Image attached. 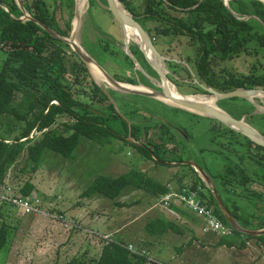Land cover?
<instances>
[{
	"label": "trees",
	"instance_id": "obj_1",
	"mask_svg": "<svg viewBox=\"0 0 264 264\" xmlns=\"http://www.w3.org/2000/svg\"><path fill=\"white\" fill-rule=\"evenodd\" d=\"M98 1L107 6L105 0ZM118 1L144 29L161 55L163 41H168L173 47L176 44L196 47L193 64L195 76L188 72L190 78L197 79V83L192 84L193 94H205L203 86L221 93L236 89L264 90V3L261 1L229 0L228 6L223 0ZM19 2L24 12L16 0H0V49L6 52L0 64V188L9 170L20 160L23 161L22 172L35 173L45 150L71 158L81 138L98 144L110 138L121 139L135 146L141 159L152 160L156 165L173 167L178 171L164 183L136 167L114 176L98 174L83 189L81 197L100 196L115 201L129 191L142 190L157 201L168 192L169 186L175 189L189 188L197 191L199 198L218 220L231 229L229 236H217L215 246L244 249L249 241H254L255 245L264 249V234L254 236L234 230L220 211L212 190L191 165L183 163L191 160L204 171L226 209L243 230H261L264 229V195L254 185L264 188V147L237 134L249 144L247 149L250 148L253 154L241 155L235 150V156H232V151L226 148H200L198 154L208 153L215 157L213 160H206L204 155L199 157L188 140L203 137L214 142L225 135L232 138L235 132L215 119L197 116L163 103L160 104L173 119L159 122L160 136L156 138L157 141H147L149 126L128 124L115 111L107 94L94 82L85 64L69 45L48 34L38 24L51 29L61 38H68L72 30L75 0ZM89 3L93 5L94 0H89ZM233 13L247 19L240 20ZM23 17L26 19L22 20ZM105 45L104 50H108L109 44ZM129 49L145 72L149 68V73L156 76L139 48L132 44ZM122 54L125 69H132V60L123 51ZM178 54L182 57H179L181 61L190 63V56L183 58L181 50ZM236 58L242 59L248 67L243 73H235L228 65ZM169 62L183 67L176 61ZM140 76L146 81L145 76ZM115 80L138 84L127 75L115 76ZM176 86L179 91L180 86ZM18 95L21 97L19 102L16 100ZM233 100L237 98L227 99L229 102ZM222 101L225 102H216L220 105ZM244 103L245 109L239 113L229 112L230 115L239 120L242 114L254 111L252 104ZM95 106L99 108L95 109ZM103 106L104 110L100 108ZM61 116H66L70 121L64 122L60 130L54 125ZM255 117L250 116L249 119ZM258 118L263 119L264 115ZM193 125L198 126L194 135ZM259 131L264 135V127ZM128 137L135 141L130 142ZM234 143L237 144V141ZM168 145L171 146L169 151L176 156L175 160L168 161L160 155L163 147ZM216 156L223 157V160L217 161L219 158ZM183 169L188 170L184 175L180 174ZM33 190L34 185L26 183L21 187V197H28ZM246 198L251 199L249 205L244 203ZM0 204L19 210L7 202ZM174 209L179 219H191L195 226L200 225V221L181 206ZM178 221L161 213L146 218L144 229L147 235L155 239L171 233H194L192 228ZM8 235L6 225L1 224L0 253L4 251ZM109 236L93 263L73 259L62 264H145L143 257L132 254L124 247L129 242ZM153 243L155 241L148 240L138 243L139 247L131 245L139 250H147ZM191 243L190 240L188 245ZM177 251L181 252L182 248H177Z\"/></svg>",
	"mask_w": 264,
	"mask_h": 264
},
{
	"label": "rangeland",
	"instance_id": "obj_2",
	"mask_svg": "<svg viewBox=\"0 0 264 264\" xmlns=\"http://www.w3.org/2000/svg\"><path fill=\"white\" fill-rule=\"evenodd\" d=\"M82 1V7H78L79 18H73L72 20L73 25L70 36L73 34L74 41L112 78L127 75L134 78L139 86L153 90H159V87L165 81L174 86L177 91L176 84H178L180 86L178 92L183 95L212 96L204 89L207 88L204 86L202 89L206 92L205 94H193L192 84L197 83V79L190 78L188 72L191 76H195L193 64L196 47L179 46L178 44L173 47L168 41H163V46L161 45L160 48L163 52L162 55L166 58L163 69L164 76L160 78L157 73L156 76H153L149 73V68H146L148 72L146 73L156 79V81H150L138 70V66L134 63L132 69H125L122 54V51L124 52L125 35H123L124 33H122L112 14L109 13L110 11H107L108 6L98 0L97 2L94 0L93 5H90L89 0H77L78 6L79 2L82 3ZM228 1L223 0L224 3L227 2L226 6H228ZM119 5L124 11H127L120 2ZM235 16L240 20L247 19V17ZM21 19L25 20L26 18ZM70 36L66 40H69ZM57 39L63 40L69 45L64 41V38ZM105 43L109 44L108 50H104ZM132 44L135 43L130 40L128 46ZM69 47L72 50L70 45ZM180 50L183 58L186 59V56H190L189 64L180 60L182 58L178 54ZM5 55L6 52L0 49V64ZM169 61H176L178 65H183V67L171 65ZM228 65L236 71L235 73H243L248 68L242 59L237 58L228 62ZM86 68L94 82L107 94L115 111L128 124L148 125L150 130L147 141L156 142V138L160 136L159 122L173 119L160 103L168 107H179L167 104L160 98L155 99L117 90L103 76L100 77L101 80L94 78L90 65L89 68L87 66ZM141 68L143 69V67ZM139 73L145 76L146 81ZM20 98L19 95L16 97L17 102L20 101ZM235 98L237 100L232 102L221 99L225 102L222 101L220 105L215 102V105L232 117L230 113L241 112L242 109L246 108L244 101L249 102L253 105L254 111L242 114L239 120L242 119L252 130L264 136L259 131L260 128L264 127V121L262 122L264 118H258L264 115V97L251 94L246 98ZM97 108L99 107L95 106V109ZM100 108L105 109L104 106ZM193 114L213 119L209 116ZM250 116L256 117L249 119ZM68 121L70 119L66 116H61L57 119L54 127L61 130L63 128L62 124ZM191 127L195 130L192 131L194 135L198 131L195 127L198 126L193 125ZM231 130L235 132L232 138L225 135V137L221 136L216 138L214 142H210L208 139L198 137L188 140V144L191 145L194 153L199 157L204 155L198 154L200 148L213 150L226 148L232 151V156H235V150H238L241 155L253 154L250 152V148L247 149L249 144L242 137L237 136L241 133L234 129ZM128 140L130 142L135 141L131 137H128ZM236 141L238 145L234 143ZM139 142H143V140ZM170 148V145L164 146V150L160 151V155L168 161L176 159V156L169 151ZM137 153L135 146L121 139L110 138L109 141L98 144L81 138L71 158H64L52 151L45 150L40 167L35 173L22 172L23 161L20 160L9 170L4 185L0 188V193L21 196V187L30 182L34 185V190L28 196L31 200L32 210L29 213L22 210L23 213H21L6 204H0V226L1 224L6 225L9 231L4 251L0 253V264H62L73 259L93 263L98 258L101 248L105 245V238H110L107 233L113 239L122 238L126 243L129 242L136 247H139L138 243L147 242L148 240L155 241L152 246L148 247L147 251L150 252L156 262L162 264H264V251L255 245L254 241H249L244 249L217 247L215 246L217 236L212 234L202 235L200 225L195 226L191 219L181 221L179 217L168 213L166 215L169 218L180 220L179 223L184 222L182 224L192 228L194 233L189 231L181 235L171 233L160 239L150 237L144 229L146 218L161 214L164 210L159 209L155 199L145 191H129L115 201L100 196L81 197L83 189L98 174L104 173L114 176L136 167L153 179L164 183L173 173L178 171L173 167L156 165L152 160H143ZM184 156H186V153ZM204 156L206 160H213L215 157L208 153H205ZM216 157L219 158L217 161L223 160V157ZM190 162L193 161L190 160ZM187 172L188 170L183 169L180 174L184 175ZM186 180H188V177H186ZM254 188L262 190L264 195V188L257 185H254ZM249 200L251 199H244V203L249 205ZM227 203L230 204L229 201ZM117 204H124V206ZM53 214L62 216V222L61 220H54ZM102 233L104 234L102 235ZM190 240L192 243L188 245ZM180 247L182 251L178 252L177 248ZM158 250L161 251L156 254Z\"/></svg>",
	"mask_w": 264,
	"mask_h": 264
},
{
	"label": "water",
	"instance_id": "obj_3",
	"mask_svg": "<svg viewBox=\"0 0 264 264\" xmlns=\"http://www.w3.org/2000/svg\"><path fill=\"white\" fill-rule=\"evenodd\" d=\"M259 1L264 3L263 0H259ZM16 2L18 4L19 8L24 12V8L20 4L19 0H16ZM106 2H107L108 10L110 11V13L112 14V16L114 17V19L116 20V22L119 24L120 27H122L124 24H127V25H130L132 28L136 29L138 36H139V39H140V42H141V46H139L135 42L134 43L138 46L139 50L142 52L146 62L153 68V70L158 74V76L160 78H163L164 75L162 73H160L156 69V67L151 63L150 55H151L154 62H160L163 65H164V61L166 60V58L158 52V50L153 45V43H152L151 39L149 38V36L147 35V33L140 26V24H138V22H136L133 19L132 15L129 14L127 11H125V12H127L126 14L124 13V10L120 7L119 2L117 0H106ZM224 4L227 5V2H225ZM25 17L27 19H29V17L26 14H25ZM75 17L79 18V11H78L77 5H76V9H75ZM19 20H21V19H19ZM38 24L45 31H47L48 34H50L51 36H53L55 38H60L51 29L45 27L44 25H41L40 23H38ZM64 41L69 43V45L71 46V48L75 52V54L80 58V60L88 68H89V65H91V64L96 66L98 68V70L101 72L102 76L105 78V80L109 84L114 86L117 90L129 93V94L141 95V96L151 97V98H155V99H159L160 97L166 98L167 93L162 86L159 87V86L155 85L156 87H159V90H153V89H147V88H146V90H141V89L136 88V87H139V85H131V84L121 83V82L115 80L114 78H112L102 67H100L94 61V59L91 56L86 54L83 51V49L74 41V35L73 34L70 36L69 40H66V38H64ZM128 45H129V41L125 37L124 52L126 53V55L132 60V62L135 65L138 66V70L141 73H143L150 81H153V80L156 81V79L149 76L141 68L140 64L138 63V61L135 59V57L131 53ZM125 85H129V86L134 87V88H131V87H128ZM204 89L207 92L212 94L213 100L215 102L217 100L231 99V98H235V97L246 98L247 96H249L251 94H256V92L260 93V94H264V90L236 89V90L231 91V92L221 93V92L215 91V90L210 89V88H204ZM171 99L175 104H177V107H179L180 109H183V110L188 111V112H193V113L201 114L204 116L212 117L213 119L221 122L223 125L240 132L241 134H243L245 137H247L249 140H251L255 144L264 147V136H261L260 134H258L254 130H252L248 125H246L242 121V119L236 120V119L230 117L229 115L225 114L219 108L218 109L221 112H216V111H213L212 109L208 108L207 106H205L203 104H194V103L191 104V103H187V102H184L182 100L175 99V98H171ZM183 163L191 165L199 173V175L201 176V178L205 182V184L212 190V193L215 197V200L218 204L220 211L222 212V214L224 215V217L226 218V220L228 221V223L231 225V227L234 230L239 231V232L248 233V234H251L254 236L264 234V229L254 230V231L243 230L237 224V222L234 220V218L231 216V214L228 212V210L226 209V207L223 204L222 200L220 199L216 189L212 186V183H211L209 177L204 173V171L197 164H195L193 162L184 161Z\"/></svg>",
	"mask_w": 264,
	"mask_h": 264
},
{
	"label": "built area",
	"instance_id": "obj_4",
	"mask_svg": "<svg viewBox=\"0 0 264 264\" xmlns=\"http://www.w3.org/2000/svg\"><path fill=\"white\" fill-rule=\"evenodd\" d=\"M7 202L18 207L19 211L29 213L32 209L31 200L29 197L14 196L0 193V203ZM156 205L159 209L164 210L168 214L179 217L174 207L181 206L187 212L194 215L200 221V232L204 235L214 234L216 236H229L231 229L223 225L214 215L213 211L208 208L199 198L198 192L189 188L175 189L169 186L166 194L162 195ZM54 220H61L63 217L59 214H53ZM71 225V224H70ZM106 240L108 238H105ZM124 247L134 255L143 257L145 264H156V260L152 257L149 251L139 250L131 244H126Z\"/></svg>",
	"mask_w": 264,
	"mask_h": 264
},
{
	"label": "bare ground",
	"instance_id": "obj_5",
	"mask_svg": "<svg viewBox=\"0 0 264 264\" xmlns=\"http://www.w3.org/2000/svg\"><path fill=\"white\" fill-rule=\"evenodd\" d=\"M82 5H83V1H82V3L79 2L80 8L82 7ZM124 13L126 14L127 12L124 11ZM121 29L124 33L123 35H125V37L128 39V41L132 40L135 43H137L139 46H141V42H140V39H139V36H138L136 29L132 28L130 25H127V24H124L121 27ZM150 61L160 73H162V74L164 73V70H163L164 65L162 63L154 62L151 55H150ZM90 70L93 74V77L96 78L97 80H99L100 77H102L101 72L93 64L90 65ZM125 86L131 87L129 85H125ZM162 87L166 91L167 96H166V98L160 97V100L166 102L167 104L177 105L171 99V98H175V99L182 100L184 102L191 103V104H193V103L194 104H203V105L207 106L208 108L212 109L213 111L221 112L217 108V106L215 105V101L213 100V96L208 97V96H204V95H182L169 82L168 83L163 82ZM131 88H134V87H131ZM136 88L141 89V90H146V88H144L142 86H139ZM256 95L258 97H264V94L256 93ZM253 97H255V96H253Z\"/></svg>",
	"mask_w": 264,
	"mask_h": 264
},
{
	"label": "crops",
	"instance_id": "obj_6",
	"mask_svg": "<svg viewBox=\"0 0 264 264\" xmlns=\"http://www.w3.org/2000/svg\"><path fill=\"white\" fill-rule=\"evenodd\" d=\"M75 3H76L75 5L78 6V4H77V0H75ZM78 7H79V6H78ZM88 9H89V7H88ZM74 12H75V11H74ZM73 18H74V19L77 18V17H75V14H74V17H73ZM113 18H114V17H113ZM72 25H73V22H72ZM118 25H119V24H118ZM119 28L121 29L120 26H119ZM121 31H122V29H121ZM122 33H123V31H122ZM135 45H136V44H135ZM136 46H137V45H136ZM137 47H138V46H137ZM166 213H167V212H165V211L163 212V211H162V215H164V216H166L167 218H169V217L166 215ZM172 217H173V216H172ZM171 219H172V218H171ZM181 221H183V220H181ZM181 223H184V222H181ZM106 230H107V229H106ZM200 233H201V232H200ZM103 234H104V233H102V235H103ZM107 235H110V234L107 233ZM202 235H204V234H202ZM160 251H161V250H160ZM160 251L158 250V251L156 252V254H158ZM262 251H264V249H262Z\"/></svg>",
	"mask_w": 264,
	"mask_h": 264
}]
</instances>
